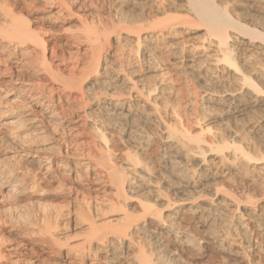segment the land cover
<instances>
[{
    "label": "bare ground",
    "instance_id": "1",
    "mask_svg": "<svg viewBox=\"0 0 264 264\" xmlns=\"http://www.w3.org/2000/svg\"><path fill=\"white\" fill-rule=\"evenodd\" d=\"M100 1L52 0L49 3V0H0V38L6 40L7 43L14 44L15 47H19L21 50H29L34 55L33 59H36L38 64L62 84H56L45 76L46 82H48L46 88L49 91L45 86L44 88L47 93L50 92L49 95H45L36 91L37 89H32L33 87H24L26 85L25 81L16 84L15 81L18 79L15 78L17 80L14 79L13 82L11 76L14 75H11L12 73L9 74L8 79L0 78V82L6 88L11 87L17 93L24 94L30 101L35 102L45 115L44 118L41 116L43 122L54 120L58 122L57 125L61 124L62 130L71 131V134H75L79 132L80 126L83 125L86 117L91 116L94 121L97 114L98 116L103 114L107 117L108 124L107 126L104 125L103 128L101 124L97 123L96 131H99L97 134L105 143L104 149L110 151L118 147L117 134L121 131L118 137L125 138L126 142L131 140L134 143L131 146L133 147L132 151L124 152L125 158L122 159L125 161L121 164L122 161L117 155L110 153L106 156V152L102 153V148H99L92 138L91 143L95 153H89L92 160L84 163V166L85 168L88 167L93 160H98V157H100L101 164L106 168L99 175L109 178V184L105 186V189L104 187L103 189L93 188L94 197L98 196V190L102 189L107 192L106 203L99 204L95 202L87 206L89 204L87 202V204L85 203L87 208L84 207V211L82 208L81 211L80 208L77 211L81 212L79 216L85 222V233L90 234L89 237L84 236L85 239L88 238L89 240L92 237L98 242H102L103 245V241H106L105 248L103 247L105 249L104 264H203L200 263L203 262V254L209 257L205 258L206 262L204 264L208 263L207 259L211 262L208 264H221V259L236 263L240 261L242 255H248L251 260L255 256L260 261L264 260V208L244 211L245 213L238 211L237 214L234 211L239 208L238 206L235 207L236 209L234 208L236 205V203L234 205V197L246 195L247 191L254 189V186H250L249 181H244V177L240 176L241 172L243 175V172H247L246 169H249L252 164H257L258 160H264V139L259 138L260 133L263 132L261 130L263 125H247L250 118L246 122L243 117V113L264 109V95L250 78L244 60L238 57L241 47L264 49V20H258L250 13L248 15L250 10L248 11L243 4L235 5L234 9L238 12L236 13L237 16L234 17L228 10V0ZM47 4L50 6L47 7ZM252 9L264 13V0H258ZM173 11H185L189 16L187 19L189 22L195 20L198 25L202 26L201 29L190 27H184V29L189 33L203 30V36L213 38L212 54L215 57L213 60L215 63L224 64L225 66L222 67H225L224 69H227L230 74L232 73V76L237 75L236 79L241 81V88L244 86L246 89V93L241 92L242 94H239L235 93L236 90L214 88L212 85H207V82L203 80L206 83L201 86L203 92L201 102L204 104L205 109L211 111H206L209 113L208 120L211 123L212 121L217 122L215 129L209 125L210 122L203 127L182 123L184 119L183 116L181 117L182 109L180 110V108L183 107L182 105L192 106L193 98L187 95L188 99L187 97L184 98L186 101L182 104L183 96L189 92L182 95L180 94L182 89L177 86L176 88L169 87L172 89L173 94L167 95L166 98L159 101H163L164 104L168 103L169 108H171V114L168 117L161 115L158 107L161 103L158 100L162 98L161 95L163 94H159V89L163 90L167 87L162 82L164 78L159 79V77L168 74L171 75L169 79L174 80L179 75L176 72L171 73L170 69H166L164 72L154 71L155 69L151 68L152 65L146 64V74L152 75L154 79L151 86L145 82L146 74L143 73V75L133 77L129 76L130 71L127 73L128 76L125 77L129 79V81L127 79V82L125 78L113 79V82L109 79L108 81L112 82L110 83L112 85L107 86L104 81H102L103 84L99 82L100 80H94L91 85H97L98 83L105 85L104 91L102 90V93L105 94L103 98H100L97 92L92 93L93 96L91 94L89 96L86 92V96L81 86H76L80 80V73L81 76L84 71L86 73V70L82 67L85 66L84 68L90 70L97 67L102 55L101 51H104L102 49L104 36L108 39L111 32H117L119 37L121 36L126 41L133 42L137 49L140 48L141 44H146L150 40H157L158 37L162 39L164 36L165 39L170 40L174 38L172 36L176 33V26L181 23L177 21L178 18L166 17L169 12ZM52 15L56 16L57 19H69L70 21L67 22L72 24L71 27H75L76 31H70L69 34L65 33L68 26H65L62 22L58 23L57 20L51 22L52 19L50 20L49 17H52ZM94 18H98L97 21L99 20L101 26L96 25L97 22L93 21ZM155 32L158 35L157 33L155 35ZM232 35H237L242 39L238 43L240 45L235 46L231 43ZM120 38L117 39L120 40ZM119 40L117 41L119 42ZM114 41L116 40L114 39ZM71 43L78 45L84 43V49L79 47L82 51L77 49L72 51V48L68 49V45ZM166 43L170 46L180 45L179 42L171 40ZM110 46L113 45L110 44ZM110 46H107L109 49H106L108 51L107 55L117 65L119 64L117 60L119 56L116 55L118 51L113 48L116 51L115 54ZM152 46L147 47L146 45L145 50L140 52L141 60L147 61L150 59L148 56L150 54L152 56L155 52L152 51ZM171 52L173 55L171 65L168 64L170 59H166V61L165 58L160 57L158 61H162L165 68L173 66L175 70L185 66L182 50L172 48L170 54ZM71 54L75 56V61L72 63H75L74 65L66 63ZM67 55H70L69 58H67ZM87 56L89 59H85ZM83 60L87 62H84V66L82 64L79 67L77 63ZM145 63H149V61ZM120 66L117 67L121 71ZM128 82L131 83L127 86ZM37 88L44 91L43 87ZM156 90L157 93H155ZM153 91H155L154 94H151ZM133 93H135V96ZM136 97L144 98L142 100L143 111L141 112H137V108L141 110L136 105L138 101L135 102L136 106L130 103L131 98ZM138 98L136 99L138 100ZM88 99L94 100V104L96 103L94 107L88 103ZM77 110L81 111L76 112ZM115 118L126 124L124 125L126 126L125 131L117 132V127L115 128L117 120L115 121ZM113 121H115V124H113ZM47 125L49 126V123ZM211 129L214 131H211ZM130 144L129 149L131 150ZM155 146L159 148L158 151L154 149ZM34 153L33 157L37 158L38 161L43 164L49 162L46 156L42 157L43 155L37 153L35 155ZM63 155L64 157L68 156L67 154ZM48 168L46 167V170ZM123 168L128 172L124 171ZM259 169L263 170L264 166L261 168L259 166ZM163 171L173 173L179 178L180 182L167 181L170 178L167 177L166 180ZM130 172L140 179L137 182H141V186H137L138 183L136 184L135 180L129 177ZM98 173L95 175L97 176ZM228 174L240 177V181L236 179V182H238L235 184L229 182ZM43 177L44 175L42 180ZM252 179L254 180V178ZM95 182L92 181V183ZM263 186L261 187L263 188ZM220 187L225 188L227 191L218 193ZM260 188L258 186V189ZM256 189L257 187L254 190ZM262 190L264 191V188L260 191ZM174 194H186L187 196L175 201L176 204L171 209L173 219L170 221L167 219V221L160 214L161 209L158 208L162 207H158V202L162 199V196L168 195L171 197L170 195L173 196ZM204 195L212 199L205 203L196 202L197 198ZM201 199L199 200L201 201ZM194 200L196 201L193 202ZM165 204L168 207L167 201H165ZM178 220H186V227L189 230L184 229L187 232L178 228L175 229L174 224H178ZM49 222L46 223L49 224ZM212 224L216 225L213 226ZM49 227L51 226L49 225ZM234 228L238 230L236 233H239V239L236 236L237 242L228 241L229 239H227L232 236L231 232ZM233 235L235 236V233ZM29 238L26 235H17L11 248L8 249V253L4 254L0 251V264H26L27 261L32 259L41 264H46V262L50 263L48 262L50 258H53L56 264L102 263L95 259L86 260L87 257H84L85 254L82 253L84 251L82 248H85V246L80 248L82 250L81 253L79 252L80 255L75 257L73 254L76 253L72 254L70 251L65 250L66 254H63L62 249L54 244V242H57L54 241L56 239L52 240L49 236L42 239ZM40 243H47L49 247H42ZM78 244L81 245L77 242L76 245ZM194 252L199 253V257H196L195 260L192 258ZM260 261L258 262L260 263ZM250 262L259 264L256 263L257 261ZM248 264L250 263L248 262Z\"/></svg>",
    "mask_w": 264,
    "mask_h": 264
},
{
    "label": "rangeland",
    "instance_id": "2",
    "mask_svg": "<svg viewBox=\"0 0 264 264\" xmlns=\"http://www.w3.org/2000/svg\"><path fill=\"white\" fill-rule=\"evenodd\" d=\"M93 1L96 2V0H93ZM257 1L258 0H228V10L234 17H236L237 16L236 13L238 11L234 9L235 5L243 4L244 7L248 9V11L250 10L248 12V15L249 13L253 14L258 20L262 21L264 20V13L254 11L252 9L257 3ZM50 2H52V0H49V3ZM48 6L50 5L47 4V7ZM167 15L168 16L166 17L170 16L172 18L173 16V18H178L177 21L181 22L179 23L180 25L178 24L176 26L177 29H175V31L177 34L174 33L172 36L174 38L170 39L173 42L174 41L179 42L180 43L179 46L178 45L176 46L175 44L174 45L172 44L173 46L167 45L166 42L170 40H168V38L165 39L163 36L162 39L161 37L156 38L158 41L150 40L148 41L149 43L148 42H146V44L144 43L145 45L141 44L139 46L140 48L137 49L135 48L136 46L133 44V42L126 41V39L122 38L121 36L120 38L117 32H111V35L108 39L105 36L103 37L104 39L102 38L103 39L102 45L104 44L102 49L104 51L103 52L101 51L102 55L95 69L90 70V69L84 68L85 67L84 62H87L86 60H83L81 62L79 61L77 63L79 67L83 64L82 66L84 67L82 68L86 70V73L84 71L82 76L80 73V78H79L80 80L79 82H77L76 86L80 85L81 89H83L82 91L86 94V96H87V93L89 96L90 94L91 96H93L92 93L97 92L99 93V97L103 98L105 97V94L102 93L104 91L103 90L104 86L112 85L110 83H112L114 80L125 78L126 76H128L127 75L128 71H130L131 73L133 72L132 74L129 72V76L135 77L137 75L138 76H140L141 74L143 75V73L146 74L147 65H152L151 68L153 70L155 69L154 71L164 72L166 69L167 70L170 69L171 73L176 72V74H179L180 76L178 75V77H176L177 79H174V80L169 79L171 78V75H168V74H165L159 77V79L164 78L162 82L164 83V85L166 84L167 88L163 90H161V88L159 89V94L162 93L163 95H161L162 98L159 99L158 102L166 98L167 95L173 94L172 89H170L169 87L171 86H173L174 88H176V86L180 87V89H182V90L179 89L180 92H182L180 94L183 95V93L189 92L187 94L185 93L186 95H184L185 97L183 96V99L184 98L186 99L187 95L188 97L191 98L192 96L193 98L192 106L182 105L183 107L180 108V110L182 109L181 117L183 116L182 118L184 119L182 120V123L183 124L187 123V124L203 127L207 125L210 122V120H208L209 113L206 112L208 109H205L204 104L201 102V97L203 98V92H202V87H201L202 85H204L207 82L206 83L207 85H212L214 88H217V89L225 88V89L236 90L235 93H239V94L246 93V89L244 86L241 88V83H240L241 81L236 79L237 75L235 76L233 75L234 76L233 77L232 73L230 74V72L227 69L226 70L224 69L225 67H222V66H225L224 64L215 63V61L213 60L215 58L212 54L213 53L212 52V49H213L212 39L213 38L209 36H205V35L203 36V32H204L203 30H197L193 33H189L186 29H184V27H190L193 29L194 28L201 29L202 26L198 25L197 21L194 20V21L189 22L187 20L189 16L185 11L184 12L173 11V12H169ZM49 19L50 20L52 19L51 22H54L55 20H57L58 23L62 22L65 24V26H68L67 29H65V33L69 34L70 31L71 32L76 31V28L71 27L72 24H69L67 22V21H70L69 19L68 20H63L64 18L57 19V17L54 15H52V17H49ZM97 19L98 18H94L93 21L97 22L96 25L101 26V23L99 22V20L97 21ZM156 33L157 32H155V35ZM105 38H106V42H105ZM117 38H120V40ZM114 39L116 41H114ZM107 40H108V43H107ZM117 40H119L120 43ZM241 40L242 39L239 38L237 35L231 36V43L235 46L240 45L238 43L239 41L241 42ZM114 43L116 44L114 45ZM110 44L113 46H110ZM146 45L147 47L153 45L152 51L153 52L155 51L154 52L155 55L152 52L153 53L152 56L151 54H150L151 57L148 56V58L150 59L147 61H143L141 60L140 52L142 50H145L144 47H146ZM107 46L108 47L110 46L112 51H114V49L118 51L117 52L118 54H116V51H114V53L120 58L119 60V58L117 57L119 64L116 65L110 60L111 59L110 56L107 55L108 54L107 50H109ZM79 47L81 49H84V43L83 44L81 43L80 45L76 43L75 44L71 43L70 45H68V49L72 48V51L74 49L75 50L77 49L78 51H82ZM171 47L173 49L180 48L182 50V55L184 57L183 61L185 62V66L179 68V70H175L173 66L165 68V66L162 65V61H158L160 57H163L165 58V60L170 59V63L168 62V64L170 65L172 64L171 59L173 58V55H172V52L170 54V51H172ZM241 48H240V51L238 52L239 53L238 57L244 60L245 66L248 67L247 72L251 76L250 78L255 83V86L262 91V95H264V49H251V47H246V46L241 47ZM75 53H73V55H75ZM19 55H21L22 58ZM73 55L72 54L71 56L67 55V58H69L68 56H70L69 58L70 61L69 59L65 58L68 60V61L66 60V63H69L70 65L75 64V63L72 64L75 61L74 59L75 56ZM33 56L34 55H32V53H30L29 50H26V49L21 50L19 47H15L14 44L7 43L6 40H3L0 38V78L3 77V78L8 79L10 77L9 74L12 73L11 75H14V76H11L13 79V82L18 79L17 81H15L16 84H19L20 82L25 81L24 83L27 86L23 83L25 85L24 87H31V88L33 87L32 89L34 90L37 89L36 91L42 92L45 95H49L50 92L47 93L48 89L46 88V84L48 82H46L47 79L45 78V76H47L49 79L54 81L56 84L61 85L62 83L57 78L52 76L49 72H47L40 64H38L36 59H33L34 58ZM72 56L74 60L72 59ZM88 56L85 59H89ZM148 61L149 63H145ZM120 62L121 63L123 62L122 63L123 66L121 65ZM153 65L155 66L153 67ZM117 66L118 67L120 66L122 69L121 71L123 70L124 71L121 72ZM127 79L128 77L125 78L126 82H127ZM94 80L95 81L100 80L99 81L100 83H103L102 81H104L105 85H103L104 83L103 84L98 83L97 85L96 84L91 85V82H93ZM108 80L109 81L113 80V81L109 82ZM153 80L154 79L152 75L146 74L145 82L146 84L148 83L147 85L151 86L152 84L151 82ZM203 80L206 82H204ZM130 83L131 82H128L127 86ZM41 84H45V85L41 86ZM44 86L47 90L44 88ZM37 87L39 88L43 87L45 92L42 90L40 91ZM0 88H1L0 89V251L4 254L8 253L9 251L8 249L11 248V245L15 240L14 238L19 234L24 235V236L26 235L27 237H30L33 239L34 238L42 239V238H47V236H49V238H52V240L56 239L54 241H57V242H54V241L53 242L55 246L60 247L62 249L63 254H66V251L67 252L70 251L72 252V254L76 253L73 255H75V257H78L82 251L80 250V248L85 246V248H82L84 249L82 253L85 255L87 254L86 256L84 255V257H87L86 260L95 259L99 263L102 262L101 264H104L105 263V249L104 248L106 245V241L105 240L103 241L104 243L103 245L102 242L101 243L100 241L98 242L95 238H92L91 236L89 240L88 238L85 239L86 237L84 236L89 237L90 234L88 235L87 232L85 233L86 231L85 226H84L85 222L82 220V217L79 216V213L81 212H77V211H79V208H80V211H81V208L82 210L84 207L86 209L88 205H92L95 202L99 204L106 203L105 200H106L107 192L103 191L102 189L103 187L105 189V186L109 184L108 183L109 178H107L104 175L103 176L99 175L106 168V166L101 164V161L99 160L100 157L97 156L99 159L96 158L98 160H93V162L90 165H88V167L86 168L84 166V163H88L90 160H92L91 154L89 153H95L93 149V145L91 143L94 139L97 146H99V148H102L101 149V151L103 150L102 153L106 152V156L107 154H110V153L117 155V157L121 159L122 161L121 164H122L123 161H125L122 159L125 155L124 152L132 151L133 147L131 146L134 145L133 141L128 140V142H126L125 138H122L120 136H119L120 138L118 137L119 133L122 132L121 130L125 131L126 126L124 125L126 124L124 122L118 121V119L116 118H115V121L117 120V122L113 121V124L116 123L115 128L117 127L116 128V130H118L117 132L119 131L121 132L117 134V141L119 140L117 142L118 147H115L114 150H110V151L108 150L109 151L108 152L107 149H104L105 148L104 141L101 139V137H99L100 135L97 134L99 133V131L98 130H97L98 132L96 131L97 123L101 124L103 128L107 126L108 124L107 117L103 116V114L102 116H98L97 114V118L94 121H93L94 119L93 117L91 116L88 118L86 117L85 120L83 121V125L80 126L79 132L75 134H71L72 133L71 131L68 132L67 130H62L61 124L57 125L58 122L54 120H51V121L46 120V122L44 121L45 122L44 124V122L41 120L42 117L43 118L45 117L44 113H42L40 107L37 106L35 102L30 101L26 95L24 96V94L17 93V91L11 87L6 88V86L2 84V82H0ZM154 92L155 91H153L151 94H154ZM155 93H157V90ZM133 95L135 96V93H133ZM136 98H131L130 103H132L133 106L137 105L138 107H140L139 109L141 110H138L137 108V112H141L143 111V101L142 100L144 98L139 97L138 100ZM185 99L182 100V104L185 103L186 101ZM87 101H89L88 103L92 105L93 107L96 104V103L94 104L93 99L92 100L88 99ZM137 101L138 103L136 104L135 102ZM159 103H161L159 104L160 106L158 105V107L160 108L159 110H160L161 115L162 116L164 115L163 117H166V116L168 117V115L171 114L170 113L171 108H169L170 106H168V103L164 104L163 101ZM79 111L81 110H77L76 112H79ZM209 111L210 110H208V112ZM246 114L243 113V117L246 119L244 121L247 122L248 119L250 118L249 122H247L248 124L246 123L247 125H252V126L256 124L260 126L263 125L261 126V130L263 132H261L260 130L261 136L259 138L264 139V109L255 111V112H246ZM39 115L40 117L41 116L42 117L40 118ZM100 118L101 120H103L102 122ZM97 119H99L100 121ZM118 122L120 123V125ZM48 123H49V126L47 125ZM216 123L215 121L214 122L212 121V123L210 122L209 125L212 126L213 129H215L217 126ZM46 125L48 126V128H46L47 127ZM213 129H211V131H214ZM129 144H130L131 150L129 149ZM157 146L154 147L156 151L159 150ZM34 151H36L35 153L37 154L43 155L42 157L46 156L47 158L46 157L45 158L48 159L49 162L43 164L42 162L38 161L37 158L33 157ZM88 151H91V152H88ZM63 154H67L68 156L64 157ZM263 161L264 160H258L257 164L256 163L254 165L252 164L251 166L252 168L249 167L250 170L248 168L246 169L248 170L247 171L248 173L244 171L242 175V172H241L240 176L244 177V181L245 180L246 182L249 181L250 186H254V189L257 187L256 189L257 191L252 189V191L251 190H249V192L247 191L246 195L245 194L241 196L237 195L236 197H234L235 199L234 205L236 203L234 208L236 206L239 207L238 208L239 210L236 208H235L236 210H234L236 214L238 211L246 212L249 210H259L260 207L264 208V191L263 190L260 191L261 189L264 188L263 186L264 183L262 185V182H264V176H263L264 169L263 170L259 169V166L260 168L264 166ZM46 167H49L48 170H46ZM124 171L128 172V170L126 169H124ZM97 172L99 173L96 176L95 174ZM230 172H232V170H230ZM129 174H130L129 177L133 178L135 180L133 181L136 184L138 183L137 181H140L138 177H135L136 175L132 174L131 172ZM43 175H44L43 177L44 181L42 180ZM163 175L166 176L165 177L166 180L170 178L167 181L170 180V182H176V183H178V181L180 182L179 178L173 175V173L171 172L163 171ZM227 176L229 177L228 180L231 183L233 182L235 184L238 181H240L239 179L240 177H235L232 174H228ZM252 178H254V180ZM236 179L237 180L239 179V180L236 182ZM92 181H96V182L92 183ZM104 181L106 182L104 183ZM256 182L257 183L261 182V183L257 185ZM140 184L141 182H139L137 186H139ZM260 184L261 186H263V188L260 186ZM258 186L259 188L260 187L261 188L258 189ZM93 188H102L100 191L98 190L97 192L98 196L96 195L94 197ZM221 191H224L225 193L227 190L223 187H220L218 193H220ZM170 196L171 197H169L168 195L162 196V199L158 202V207L159 206L162 207V208H158L159 210L161 209L160 210L161 216L163 217V219L165 217L166 218L165 220L168 219L169 221L173 219L172 218L173 215L171 214V209L174 206V204H176L175 201H179L178 199H183L187 195L186 194H178V195L174 194L173 196L172 195ZM203 197H199L196 199L197 201L194 200L193 202L196 201V202L205 203L212 199L211 197L206 196V195H204ZM199 199H201V201ZM165 201H167V204H169L168 207L166 206ZM87 202H89V204H87ZM85 203L87 204V206ZM48 221L50 222L52 221L53 223L52 222H51L52 224L50 222L49 224L46 223ZM181 221L178 220V224L177 223L174 224L175 229L178 228L179 230H185L187 232V230L189 229H187L186 227L187 225L186 220H181ZM49 225L52 228L49 227ZM212 225L215 226L216 224H212ZM48 228H50L51 230L49 229V231H47ZM184 228H186L187 230ZM188 228H189V225H188ZM233 231H235L234 232L235 236L233 235L234 234ZM237 231L238 230H236V228L232 230L231 232L232 236L227 238L229 239L228 241L231 240L232 242L234 241L237 242V239H239V236H238L239 233H236ZM84 240L85 241L87 240V241L85 242ZM83 241L84 243L82 245ZM77 242L81 243V245L80 246L79 244L76 245ZM41 245L42 247L43 246L49 247L47 243L46 244L42 243ZM72 249H74L73 250L74 252L72 251ZM196 253L197 252H194L192 254L194 255L192 256L194 260L197 259L196 257H199L198 255L199 253L197 254ZM203 255H202L203 262H200V263L204 264V262H206L205 258L206 257L209 258V257L206 255L204 256ZM51 259L53 260V258H50L49 259L50 261H48L50 263L46 262V264H53V263L56 264L55 261L53 260L52 262ZM34 260L35 259L29 260L26 262V264H41L37 260L35 261ZM207 261L208 263L210 262V260L208 259ZM221 261H222L221 264H248V262L250 264L251 263L254 264V262H250V261H255V262L257 261L256 263H259L258 261L260 260H258L256 256L254 259L251 260V257H249L248 255H242V258H240V261L236 263L231 262V261L228 262V260H225V259L224 260L221 259ZM259 264H264V260L262 259Z\"/></svg>",
    "mask_w": 264,
    "mask_h": 264
}]
</instances>
